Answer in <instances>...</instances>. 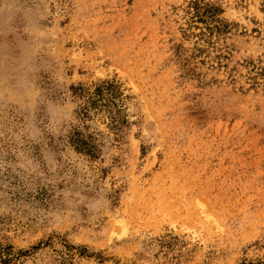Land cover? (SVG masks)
Wrapping results in <instances>:
<instances>
[{"label": "rangeland", "instance_id": "rangeland-1", "mask_svg": "<svg viewBox=\"0 0 264 264\" xmlns=\"http://www.w3.org/2000/svg\"><path fill=\"white\" fill-rule=\"evenodd\" d=\"M0 264H264V0H0Z\"/></svg>", "mask_w": 264, "mask_h": 264}]
</instances>
